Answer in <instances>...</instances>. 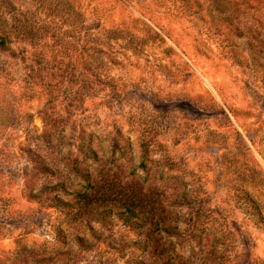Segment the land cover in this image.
I'll return each instance as SVG.
<instances>
[{
  "label": "rangeland",
  "instance_id": "rangeland-1",
  "mask_svg": "<svg viewBox=\"0 0 264 264\" xmlns=\"http://www.w3.org/2000/svg\"><path fill=\"white\" fill-rule=\"evenodd\" d=\"M0 264H264V0H0Z\"/></svg>",
  "mask_w": 264,
  "mask_h": 264
},
{
  "label": "trees",
  "instance_id": "trees-1",
  "mask_svg": "<svg viewBox=\"0 0 264 264\" xmlns=\"http://www.w3.org/2000/svg\"><path fill=\"white\" fill-rule=\"evenodd\" d=\"M33 159L42 167L44 174H51V172H54V169L45 162L44 157L41 155L33 153ZM83 178L85 184L82 191H70L64 183H60V185H57L56 187H45L44 190L33 194V199L36 198L35 200L40 202L41 198L47 197L51 202L49 204L50 208L65 215L64 219L69 221H74L76 217H81L84 214H94L95 210L93 211V208L90 210L89 207L91 206L94 196L97 195L99 189L98 186L100 185L93 180L91 173L84 174ZM100 207L99 216H103V218L106 219L108 217L107 215H111L112 212L116 210V215L119 216V219L127 227L142 228L141 217L142 214L145 213L143 210H140V207L134 202H131V200L124 201L115 197L114 199L104 201L103 206L100 205ZM58 232L59 237L66 241L68 238L67 235H65L60 229ZM76 239L83 240L80 235H77Z\"/></svg>",
  "mask_w": 264,
  "mask_h": 264
}]
</instances>
